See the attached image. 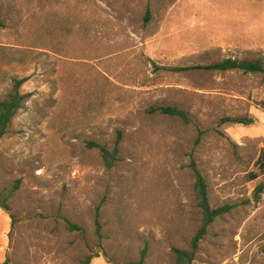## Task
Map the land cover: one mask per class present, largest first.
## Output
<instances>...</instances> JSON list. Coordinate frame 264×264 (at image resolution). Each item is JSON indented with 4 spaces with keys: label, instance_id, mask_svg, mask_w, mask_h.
<instances>
[{
    "label": "rangeland",
    "instance_id": "rangeland-1",
    "mask_svg": "<svg viewBox=\"0 0 264 264\" xmlns=\"http://www.w3.org/2000/svg\"><path fill=\"white\" fill-rule=\"evenodd\" d=\"M223 59L264 64V0H0V99L30 95L0 140V264H175L203 223L195 169L234 208L193 264H264V75L181 70ZM120 135L108 171L89 143Z\"/></svg>",
    "mask_w": 264,
    "mask_h": 264
},
{
    "label": "trees",
    "instance_id": "trees-1",
    "mask_svg": "<svg viewBox=\"0 0 264 264\" xmlns=\"http://www.w3.org/2000/svg\"><path fill=\"white\" fill-rule=\"evenodd\" d=\"M151 18V9L147 8L146 11V20H150ZM182 71H213V72H240L245 75L253 74H263L264 75V64L263 61L258 60H238V59H223L221 61L204 65V66H195V67H187L181 69ZM26 79H16L14 80V84L9 93L2 99H0V140L3 139L8 133L11 127V124L19 112V110L23 107V104L30 95L23 94L21 92V88L25 84ZM161 113L170 116L181 117L185 120V122L189 123L188 115L175 107H161L158 109ZM240 124V125H250L252 123L251 119H247L245 117H224L221 120V124ZM122 139L120 135L117 144L114 149L110 150L107 147L99 146L95 143H89L91 148L99 149L101 159L105 168L110 171L114 168L116 162L119 160V144ZM259 168L264 171V156L260 158ZM195 184H194V192L197 201L198 207L201 209L203 213V223L200 229L194 235L190 248L187 250L172 249V254L174 257L175 264H193L196 258V255L199 251L200 244L207 235L208 229L212 226V224L218 220L223 215L230 213L233 210V206L225 205L214 209L211 207L209 202V193H208V184L204 177L195 169ZM258 178L257 174L251 175V180H256ZM19 182H17V185ZM264 192V184H261L257 187L255 192L256 200H260V195ZM0 207L3 208L10 214L12 219V225L16 223L15 216L11 213L10 206L6 203H0ZM95 226H96V235L99 239H101V224H100V213L97 210L96 218H95ZM67 228L70 231H78L82 232V228L76 225L68 224ZM147 249H144L141 252L140 261L138 263L133 264H145L147 258ZM97 255L90 254L86 256L80 264H91L92 260L96 258Z\"/></svg>",
    "mask_w": 264,
    "mask_h": 264
}]
</instances>
